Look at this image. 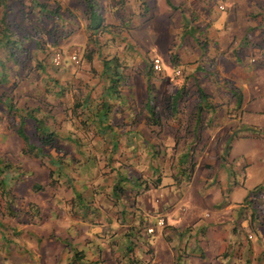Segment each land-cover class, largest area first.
<instances>
[{
  "label": "rangeland",
  "instance_id": "rangeland-1",
  "mask_svg": "<svg viewBox=\"0 0 264 264\" xmlns=\"http://www.w3.org/2000/svg\"><path fill=\"white\" fill-rule=\"evenodd\" d=\"M168 1L167 4L165 0H97L98 6H104L99 8L102 24L109 26L107 30H100L101 27L96 29L87 27V17L78 0H1L0 18L4 14V21L0 28L2 25L7 26V34L10 39L15 40V44L13 43L9 49L0 45V159L9 165L0 174L8 178L10 195L14 199L5 201L6 199L0 195V264H46V256L49 255L51 258L60 250L59 241L55 239L52 241L51 237L60 232L59 220L62 219L64 205L51 204L50 196L45 189L47 167L45 158H41V161L21 153L24 146L16 134V126L19 123L17 116L13 111L7 116L2 103L6 99L13 110H17V114L23 118V131L28 135L29 141L38 145L35 124L28 117L30 109L40 108V112H35V115L38 118L43 117L45 123L52 125L56 131L58 129L56 125L60 123L58 115L66 117L68 115L72 122L79 120L80 118H71L68 113H64V105L52 111L47 101L45 94L49 85L46 82L48 80L46 75L51 71L50 58L55 50L61 52V62L67 51L64 44L71 46L66 52L68 58L69 54L75 51L80 61L81 59L85 61L84 51L91 50L94 58L118 56L122 60L129 73L126 87L133 90L131 93L134 99L130 117L126 116L129 115L128 113L126 115L121 113L119 106L114 107V110L115 108L120 110V114H114L112 117L114 123H119L125 118L127 121L131 119L133 124L141 120L148 121L141 111L143 102L141 98L144 96L146 86L145 71L150 59L154 56L158 57L163 68L162 73L155 79L160 82L159 87H155L152 78L149 82L152 92H156L153 108L159 124V131H155L153 137L160 141L166 134L172 135L173 138L182 136L179 135L180 133L178 135L173 133L178 128L185 130L184 125L194 108V99L189 95L179 101L177 112L172 114L167 102L170 101L175 87L184 84L183 89L186 92L191 90L194 93L196 84L203 83L204 88L207 87L205 73L216 77L217 72L212 66L217 62V56L212 59V55H217L215 52L219 48L211 32L212 26L219 28L227 25L239 29L238 31H244L242 40L238 38L240 33L235 34L237 39L232 37L227 40L228 44H223L224 49L218 57L225 62L229 59L237 62L239 63H235L237 66H244L245 72H248L252 70L248 61L257 57L253 53L254 49L251 48L249 53L245 50H242V53L235 51L241 41L250 42L247 35H251L252 32L248 29L250 32L247 33L245 27L249 24L254 25L258 31L255 33L258 37L255 44H258L263 51L262 56H259L258 64L264 63V0ZM34 2L43 3L44 11L38 10ZM116 5L118 7H115ZM218 6H222V9ZM111 7H115L112 12H110ZM250 45L249 47H252V44ZM228 48L233 50L227 51ZM9 50L12 52L11 56L7 55ZM172 58L176 65H173ZM196 62L199 65L193 73L197 78L194 81H186L182 74L183 70L179 67L181 64L193 65ZM252 66L254 67V64ZM59 67L53 66L54 75L59 73L57 72ZM177 68L180 69V74L176 76L173 71ZM261 74L260 84L263 87L259 88V93L255 92L259 98L264 97V72L262 71ZM226 91L231 95L236 94V91L228 87ZM217 97L218 99L212 104L214 108L229 101L227 96ZM244 97L241 94V99L239 98L243 102L242 105L253 107L256 99L248 102ZM238 117L242 120L247 118L248 114L239 112ZM256 120L264 125V114L256 115ZM209 121L206 114H202L201 123ZM74 132L76 133V129ZM263 133L264 131L261 132ZM258 142L254 143L252 139L237 143L228 140L225 145H220L219 149L228 165L224 163L230 171L225 174L228 187H239L241 184L248 187L263 174L264 143ZM159 144L162 148V143ZM151 146L153 148L154 144ZM50 147L57 148L52 143L42 147V152ZM193 147L194 156L197 147L195 145ZM176 150L178 152L180 147L174 144L168 146L164 153L165 157L157 163L161 164L160 166L165 164L168 171L177 170L176 157L174 158ZM229 150L231 152L228 155ZM201 158L209 159V153L201 155ZM210 170L208 169V172ZM213 181H215L214 177L211 182ZM187 182L184 181L178 187H184ZM34 183H38L41 188L33 190ZM248 189L240 201V206L231 209L235 213L233 220L217 229L214 237L209 236L206 239V227H202L204 225L201 223L204 222L205 210L212 212L213 209L206 208L203 204L198 206L196 212L201 224L182 228L179 238L177 237V244H174L176 253L179 252L180 257H191L186 264L189 262L190 264H264V184L254 186L249 191ZM174 190L177 192L178 188ZM230 198L231 194L224 190L222 199L228 201ZM7 202L11 203V209L16 213V217L6 215ZM133 203L134 199L130 204ZM181 204L190 209L188 199H184ZM2 212L4 215H1ZM51 220H55L54 223ZM195 227L203 231H198ZM141 232L142 237L139 242L145 240L155 247V244L151 243L154 236L144 235L143 229ZM188 232L190 234L186 235ZM220 237L223 238V242L218 240ZM184 260L177 264H184Z\"/></svg>",
  "mask_w": 264,
  "mask_h": 264
},
{
  "label": "crops",
  "instance_id": "crops-1",
  "mask_svg": "<svg viewBox=\"0 0 264 264\" xmlns=\"http://www.w3.org/2000/svg\"><path fill=\"white\" fill-rule=\"evenodd\" d=\"M115 7H111L110 12L114 11ZM254 27L250 24L245 27L247 33L250 31L253 33L247 35L250 40L247 43L241 41L244 38L243 30L238 31L239 29L227 25L211 27L214 41L219 48L215 52L217 55H212V59L217 56V62L212 66L217 72L216 77L205 73L207 87L204 88L203 83H195V92L189 90L182 97L184 99L192 95L194 106L198 105L197 89L201 88L208 97L203 114H206L210 121L201 123L200 129L196 131H192L193 125L187 128L188 132L176 128L177 131L173 134L180 133L182 136L173 138L172 135L166 134L161 141L152 136L150 129L155 127L148 125L146 121L141 120L133 124L131 119L127 121L126 118L119 123L112 120L111 115L120 114V110L116 108L114 110L116 106L120 107L121 113L125 115L128 113L126 116L130 117L134 95L129 87L121 90L124 99L120 100L110 99L105 92L110 72H103L102 63L109 58L95 56L96 58L92 57L90 61L81 59L79 65L75 66L66 53L71 46L64 44L67 51L57 70L59 73L54 75V68L50 66L51 71L46 75L49 88L45 95L52 111L64 105L63 112L68 113L71 118H76L74 115L81 112L80 117L76 119L82 120L84 114L88 113L89 120L81 124L80 119L72 122L68 115L67 117L58 115L60 123L56 125L57 131L51 125L58 135L53 142L57 148L50 147L44 152L47 154L45 189L50 196L51 204H63L65 210L62 211L63 216L59 220V234L51 237L52 241L53 239L59 241L60 250L51 258L47 255L46 264H177L184 258L186 264L191 257H180L174 248L182 228L203 223L202 227H206L205 236L208 239L209 236L214 237L217 229L230 223L235 214L231 209L240 206L246 190L264 184L263 172L259 179L248 187L243 184L239 187H228V182L225 181V174L229 171L225 163L227 165L228 163L227 160L224 161L222 151L219 149L220 145H225L228 140L237 143L252 139L254 143L258 141L264 143L259 137H252L255 133L264 131V125L256 120V115L264 114V97L259 98L255 95V92L259 93V88L263 87L260 83L264 63L258 64L263 51L255 44L258 41L255 33L258 31ZM237 33H240L238 38L241 40L238 41L241 42L235 52L242 53V50H245L249 53L253 48V53L257 56L255 60L248 61L252 68L248 72H245L244 66H237L235 64L237 62L230 59L225 62L218 57L224 49L223 44L232 37L237 39L235 36ZM250 44L252 47H249ZM230 50L233 49H227ZM198 65L197 62L193 65L181 64L179 68L183 70L182 74L186 81H194L197 78L193 72ZM152 81L155 87H159V81L154 78ZM227 87L236 91V94L227 93ZM239 93L243 97L246 94L244 98L245 100L247 98L248 102L255 98L253 107L248 108L242 105L243 102L237 104ZM218 95L227 96L229 101L214 108L212 104L218 99ZM104 98L108 104L111 103L106 116L101 114L102 108L99 104L104 102ZM144 98L145 93L141 99ZM239 112L248 114V117L239 120ZM159 143H162V148ZM172 144L180 147L178 152L176 150L175 161L191 144L197 147L192 157L195 162L194 168L190 180L184 187H178L174 182L176 169L168 171L165 164L160 166L161 164L157 163L165 157V151ZM230 152L231 150L228 151V155ZM207 153L210 158L202 159L201 155ZM208 169L211 170L208 172ZM135 177H139L143 185L146 183L145 191L136 194L138 187L133 185ZM213 177L215 181L211 182ZM144 180L146 182H143ZM120 183L123 185L117 189ZM176 188L178 191H173ZM224 190L231 194L228 201L222 199ZM132 199L134 203L130 204ZM184 199L189 200L190 209L181 204ZM201 204L206 208H212L213 211L205 210L204 222L200 223L196 210ZM157 216L164 218L166 226L156 228L154 235H149L154 236L151 243H154L155 247L142 240L145 241L147 248L145 251V245L142 246L141 241L139 242L142 237L141 227L150 221L154 222ZM195 228L198 230V227ZM142 229L144 230V227ZM188 234L190 233L186 235ZM218 240L223 242L222 237ZM132 241L138 243L133 248ZM157 243L159 244L156 247Z\"/></svg>",
  "mask_w": 264,
  "mask_h": 264
},
{
  "label": "trees",
  "instance_id": "trees-1",
  "mask_svg": "<svg viewBox=\"0 0 264 264\" xmlns=\"http://www.w3.org/2000/svg\"><path fill=\"white\" fill-rule=\"evenodd\" d=\"M79 3L82 6L83 12L87 17V27L91 28V29H96L101 27L100 30H107L108 27L106 25H103L102 22L103 20H101L100 18V13H99V8H103L104 6L100 5L98 6V2L97 0H78ZM165 2L168 4L169 1L165 0ZM1 3V0H0ZM35 5H37L38 10L40 11H44V4L43 3H39V2H34ZM4 21V14L1 16L0 18V25L3 23ZM13 43L15 44V40L10 39V36H8L7 34V26H1L0 28V45H2L4 48L9 49V47H11L13 45ZM17 44V43H16ZM16 46V45H15ZM8 56L12 55V52L9 50L7 52ZM85 60L90 61L91 57H92V52L91 50L88 51H84L83 53ZM172 62L173 65H176L174 58H172ZM103 66V72L109 71L110 73L107 76V87L105 89V92L109 95L110 99L113 100H120V99H124V97L121 96V90L125 89L127 86V80H128V75L129 73L126 70L125 64L122 62V60H120L118 58V56H112L107 60H104L102 63ZM162 73V72H161ZM157 75H154L150 64L148 65L146 71H145V81H146V86H145V98L143 99L142 102V109L141 111L144 113V115H146V119L148 120L146 123H148V125L150 126H154L155 128H158L159 124H158V120H157V115L155 113V110L153 108V103H154V99L156 94H154V92H152V88L150 86V82L149 79L150 78H154L157 79L156 77ZM2 81H5V79H2ZM184 84L180 85V87H177L176 90L172 93L170 101L167 102V106H170V110L173 113L177 112V106L179 104V101H181L184 93H187L184 89H183ZM197 97L199 100V104L195 105L193 108V111L191 112V114L188 117V122L185 123L184 127H185V131H188L187 128L190 127L191 125H193V130L192 131H196L199 130L201 127V120H202V114L203 111L205 110V105L206 102H208V97L204 94V92L201 90V88L197 89ZM186 95V94H185ZM237 95V103L239 104L241 102V100H239L240 98ZM241 99V98H240ZM104 102H100V107L102 108V112L101 114L103 116H106L108 114V109L110 108V104H108V101L106 98L103 99ZM1 102V99H0ZM3 106L5 107V112L7 114V116H9V112L13 111V114L15 116H17L18 119V126H16V134L17 136L21 139L24 148L21 149V153L22 154H26L29 156H32L34 158L37 159H43L45 158V156L47 154H45L44 152H42V147H44L45 145H51L54 141V138L56 137V133L55 131H53L52 126L48 125L45 123V119L42 118H38L35 115V112H40V108H34V109H30L28 112V117H30L34 124H35V131L38 135V141H39V145L38 144H34L31 143L29 141L28 135L23 131V118L17 114V110H13L14 108L12 107V105L8 104V101L6 99H4L2 101ZM209 104V103H208ZM198 106V107H197ZM75 108V107H74ZM51 110V109H50ZM75 111V109H73ZM96 110L99 111V109L97 108ZM80 113H77L76 115H74V117L78 118L80 117ZM93 114V113H91ZM96 116V114H94ZM113 116V115H111ZM45 117V116H44ZM145 119V120H146ZM89 120V115L88 113H85L82 120H80L81 124L86 121ZM152 136L154 135L155 131H159L158 129H150ZM135 132V131H134ZM252 137H260L264 140V133H255ZM163 148H165V146L163 145ZM193 145L191 144V146H189V148L186 149V151L184 152V154H182L180 156L179 159L176 160V168H177V173L174 176V182L176 185H179L181 183H183L184 181L187 182L190 177H191V173L193 171L194 168V164L195 162L192 160V153L194 151L193 149ZM41 159V161H42ZM46 159V158H45ZM0 173L4 172L5 169H7L9 167L8 164L2 162V160L0 159ZM50 173V172H49ZM8 178L2 177V175L0 174V195L3 197V199H6L5 201H12L13 196L11 197L10 195V188L8 186L9 181ZM7 185H6V183ZM143 182H146V180H144ZM134 186H137V193H139V191H145L146 190V183L143 185V183L141 182L139 177H135L134 178V182H133ZM123 185L122 183H120V185H118V188H120V186ZM142 186V187H141ZM41 188V186L38 183H34L33 184V190H39ZM255 191V189L253 190ZM5 209H6V215L12 216V217H16V213L11 209V203L7 202L5 203ZM1 215H4L3 212L1 213ZM145 226V225H144ZM142 226L141 229L144 227ZM140 229V228H139ZM141 245H145V241H141L140 242ZM132 244V248L134 246H136V242H131ZM129 246V245H128ZM127 246V247H128ZM131 246V245H130ZM146 246V245H145ZM144 246V248H145ZM129 248V247H128ZM145 251H147V248H145Z\"/></svg>",
  "mask_w": 264,
  "mask_h": 264
},
{
  "label": "built area",
  "instance_id": "built-area-1",
  "mask_svg": "<svg viewBox=\"0 0 264 264\" xmlns=\"http://www.w3.org/2000/svg\"><path fill=\"white\" fill-rule=\"evenodd\" d=\"M220 9H222V6H218ZM61 52L59 50H55L51 54L50 63L54 67L61 66ZM69 60L73 63V65L77 66L79 65L80 59L78 57V54L75 51H72L69 54ZM150 67L154 75H160L163 71L161 61L158 57L154 56L150 59ZM173 73L177 76L180 74V69L177 68L173 71ZM166 226L165 220L162 216H157L155 221H150L149 223H146L144 226L143 233L144 235L149 236L150 234H153L156 230V228H164ZM146 248V246H145Z\"/></svg>",
  "mask_w": 264,
  "mask_h": 264
}]
</instances>
